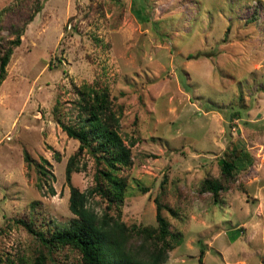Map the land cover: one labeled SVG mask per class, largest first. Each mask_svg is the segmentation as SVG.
<instances>
[{
    "label": "rangeland",
    "instance_id": "obj_1",
    "mask_svg": "<svg viewBox=\"0 0 264 264\" xmlns=\"http://www.w3.org/2000/svg\"><path fill=\"white\" fill-rule=\"evenodd\" d=\"M15 2L0 0V9ZM6 70L1 264H34L39 252L45 264H85L68 245L47 248L18 219L46 231L72 216L65 164L79 141L55 116L75 123L79 89L95 79L133 141L120 169L128 182L122 220L156 224L155 197L178 210L162 209L182 241L160 264H200L201 250V264H264V0H44ZM232 147L252 161L214 201L200 183L220 174L218 159ZM24 151L46 159L45 176ZM79 162L71 182L85 190L95 167L87 153ZM90 204L101 212L105 201Z\"/></svg>",
    "mask_w": 264,
    "mask_h": 264
},
{
    "label": "trees",
    "instance_id": "obj_2",
    "mask_svg": "<svg viewBox=\"0 0 264 264\" xmlns=\"http://www.w3.org/2000/svg\"><path fill=\"white\" fill-rule=\"evenodd\" d=\"M44 0H16L15 3L0 9V83L4 80L7 64L13 48L21 43V36L34 15L43 7ZM8 19L7 26L4 21ZM7 28L8 37L2 34ZM202 54L189 53L188 57ZM78 120L75 123L64 121L59 115L55 120L70 137L79 141L77 149L65 164V177L69 184L68 207L72 213L63 226L48 227L46 231L36 229L32 221L18 219L30 232L49 249L66 245L80 253L85 264H160L168 257V252L182 241L178 231L170 228V222L162 213L165 208L177 215L176 207L155 202L156 224L128 225L121 218V206L128 188L125 176L120 174L122 166L131 163V142H125L120 132V115L112 109L109 90L96 79L85 83L79 89ZM88 154L94 163L93 183L85 190L71 182L73 171L80 170L82 155ZM27 165H35L39 174H46L45 158L32 160L24 151ZM252 161L250 152L244 148H229L219 157L220 174H206L200 183L201 192H211L218 201L221 190L226 189L237 172L245 169ZM145 192L146 187H141ZM99 196L105 201L101 212L91 204L90 199ZM202 250L198 262H202ZM2 256L0 255V264ZM34 264H45V253L39 252Z\"/></svg>",
    "mask_w": 264,
    "mask_h": 264
}]
</instances>
